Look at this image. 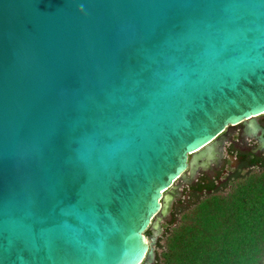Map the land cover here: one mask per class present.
<instances>
[{
  "label": "water",
  "instance_id": "1",
  "mask_svg": "<svg viewBox=\"0 0 264 264\" xmlns=\"http://www.w3.org/2000/svg\"><path fill=\"white\" fill-rule=\"evenodd\" d=\"M262 114L264 0H0V264H151Z\"/></svg>",
  "mask_w": 264,
  "mask_h": 264
},
{
  "label": "trees",
  "instance_id": "2",
  "mask_svg": "<svg viewBox=\"0 0 264 264\" xmlns=\"http://www.w3.org/2000/svg\"><path fill=\"white\" fill-rule=\"evenodd\" d=\"M211 188L167 231L160 264H264V169Z\"/></svg>",
  "mask_w": 264,
  "mask_h": 264
},
{
  "label": "flooded vegetation",
  "instance_id": "3",
  "mask_svg": "<svg viewBox=\"0 0 264 264\" xmlns=\"http://www.w3.org/2000/svg\"><path fill=\"white\" fill-rule=\"evenodd\" d=\"M256 121L264 131V114L258 116ZM242 128L243 126L239 124L226 128L220 134L224 139V144L217 163L211 165L206 171H199L195 181L182 189V197L174 203L170 221L161 225L163 232L156 241L155 258L151 264H160L162 253L160 246L164 245L163 241L168 235L167 231L174 229L179 224L182 215L205 197L206 190L212 187L211 189L217 190V193L226 194L233 185L247 175L264 169V152L252 153L257 147L256 138L260 132L256 138H248L242 136Z\"/></svg>",
  "mask_w": 264,
  "mask_h": 264
},
{
  "label": "rangeland",
  "instance_id": "4",
  "mask_svg": "<svg viewBox=\"0 0 264 264\" xmlns=\"http://www.w3.org/2000/svg\"><path fill=\"white\" fill-rule=\"evenodd\" d=\"M164 242V241H163Z\"/></svg>",
  "mask_w": 264,
  "mask_h": 264
}]
</instances>
